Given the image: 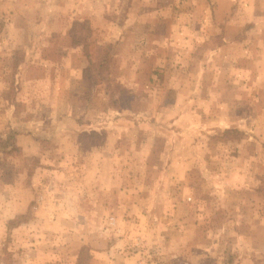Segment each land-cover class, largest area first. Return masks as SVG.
Here are the masks:
<instances>
[{"label":"rangeland","instance_id":"rangeland-1","mask_svg":"<svg viewBox=\"0 0 264 264\" xmlns=\"http://www.w3.org/2000/svg\"><path fill=\"white\" fill-rule=\"evenodd\" d=\"M86 1L0 0V264H264V24L234 83L231 50L220 76L187 58L248 31L217 1L126 39L116 0L74 48Z\"/></svg>","mask_w":264,"mask_h":264},{"label":"crops","instance_id":"crops-1","mask_svg":"<svg viewBox=\"0 0 264 264\" xmlns=\"http://www.w3.org/2000/svg\"><path fill=\"white\" fill-rule=\"evenodd\" d=\"M65 2L66 0H61ZM208 3V0H205ZM216 2L215 11H218V21H221V23H218V26L226 28L230 24L233 23V26L235 24L238 25V27H243L244 29L247 28L248 31L246 33H243L239 35L238 33L234 34L232 33L231 36H228V34H222L220 31V34L217 33V35H207L203 33L200 37L202 48H205L206 46H209L210 48L207 50L208 53L204 55V48L202 49L201 56L197 58V47L194 49L196 45V42H192L190 40V43L192 44L191 50L188 53V60H191L190 63L194 65L195 67L198 66L196 63H198V59H200L201 62V69L203 70V74H211L220 76L222 75V66L221 61L225 59V55L227 54L228 50H231L233 54L238 57L240 60L248 61V64L240 65L236 63L235 57L232 56V63L230 66L231 72L233 74V82L234 83H240L239 81L243 79H252V76H255V73L251 69V59L257 60V55L254 50V45L257 44L256 41H260L262 38H258L252 33L253 27H256L258 23H261V25L264 24V4H261L258 6L256 10L255 2L256 0H214ZM88 4H84L82 8L79 5L76 6V13H73L74 15H79L82 17H87V19L84 20H92L95 18L97 19L100 16V11L107 10L108 12H113L116 8H112L113 4L116 2V0H87ZM187 4L179 3L178 0H130L129 8H128V14L124 16L122 25L124 28H128V35L130 39L132 35L140 34L143 35V37H147L148 34L155 29H158L160 25L162 27H172L177 28L182 23H180L179 20H176L175 18L179 17L178 13L185 11H189V13H192L193 11L199 10L202 12L211 11L210 6L207 4H201L200 8L197 7V3L193 5V3L190 0H186ZM246 3L242 8H238V5ZM264 3V1H263ZM115 6V5H114ZM118 6V5H117ZM74 8V7H73ZM67 12V10L65 11ZM118 12V11H117ZM224 13V16L222 14ZM226 13H228L226 15ZM67 14V13H66ZM173 16V20L167 19V17ZM215 17V16H214ZM226 17V20H223V18ZM204 19H201V21H194L190 20L188 22L185 21V24H188L187 27H190L192 25H197L200 28H210L209 26H215L213 25V22H216L212 20L211 18H208V15L203 17ZM230 19V20H229ZM229 20V21H228ZM111 26H118L119 24L115 23L114 20H111ZM108 26V25H107ZM243 29V30H244ZM227 35V36H226ZM264 42V39H262ZM261 40V41H262ZM148 42V40H147ZM227 49V50H226ZM237 52V53H236ZM230 56H226V59H228ZM251 58V59H250ZM160 60V59H159ZM161 60H165V57H162ZM167 63H171V57L169 60H166ZM192 67V66H191ZM74 75L76 73L74 72ZM262 74H260L261 76ZM259 77V76H258ZM263 79V78H262ZM218 80V78H216ZM232 82V83H233ZM233 83V84H234ZM246 83V82H244ZM217 84V83H216ZM242 84V83H241ZM3 217L0 215V226L2 224ZM5 223V221H4ZM4 226V225H3ZM1 227H0V234H1ZM32 234L28 231V250L31 252L33 247V239Z\"/></svg>","mask_w":264,"mask_h":264},{"label":"trees","instance_id":"trees-1","mask_svg":"<svg viewBox=\"0 0 264 264\" xmlns=\"http://www.w3.org/2000/svg\"><path fill=\"white\" fill-rule=\"evenodd\" d=\"M74 23H73V26L71 27V31H70L71 35H70V37L72 38V47L75 48V47L81 46V43L79 42L78 39H82L83 38L80 34L77 35L78 31H77L76 27H79V28L82 27V29H85L86 27L83 26V25H87L89 27H90V25H89V21L88 20L76 21Z\"/></svg>","mask_w":264,"mask_h":264}]
</instances>
